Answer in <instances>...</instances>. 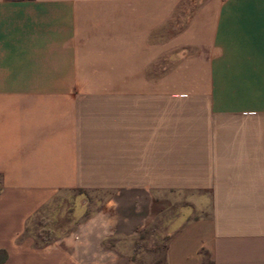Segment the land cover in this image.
<instances>
[{
    "label": "crops",
    "instance_id": "obj_1",
    "mask_svg": "<svg viewBox=\"0 0 264 264\" xmlns=\"http://www.w3.org/2000/svg\"><path fill=\"white\" fill-rule=\"evenodd\" d=\"M67 190L109 197L37 246ZM180 192L164 264H264V0H0V264H155Z\"/></svg>",
    "mask_w": 264,
    "mask_h": 264
},
{
    "label": "rangeland",
    "instance_id": "obj_2",
    "mask_svg": "<svg viewBox=\"0 0 264 264\" xmlns=\"http://www.w3.org/2000/svg\"><path fill=\"white\" fill-rule=\"evenodd\" d=\"M108 197L109 193L105 191H62L29 222L26 235L37 246L51 243L57 237L72 232ZM198 206H203V199L199 200L191 193H168L162 211L147 228L139 232L138 238L142 240L140 246L155 264H164L165 247L177 226H181L185 220L207 215Z\"/></svg>",
    "mask_w": 264,
    "mask_h": 264
},
{
    "label": "trees",
    "instance_id": "obj_3",
    "mask_svg": "<svg viewBox=\"0 0 264 264\" xmlns=\"http://www.w3.org/2000/svg\"><path fill=\"white\" fill-rule=\"evenodd\" d=\"M8 254L5 250H0V263H3L7 260ZM205 264H214L212 260H208L205 262Z\"/></svg>",
    "mask_w": 264,
    "mask_h": 264
}]
</instances>
